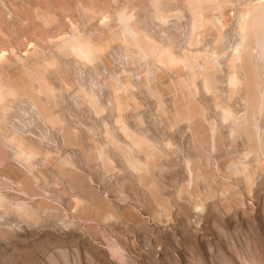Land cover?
<instances>
[{
    "label": "rangeland",
    "instance_id": "rangeland-1",
    "mask_svg": "<svg viewBox=\"0 0 264 264\" xmlns=\"http://www.w3.org/2000/svg\"><path fill=\"white\" fill-rule=\"evenodd\" d=\"M252 1L0 0V264H264Z\"/></svg>",
    "mask_w": 264,
    "mask_h": 264
},
{
    "label": "bare ground",
    "instance_id": "bare-ground-1",
    "mask_svg": "<svg viewBox=\"0 0 264 264\" xmlns=\"http://www.w3.org/2000/svg\"><path fill=\"white\" fill-rule=\"evenodd\" d=\"M251 1H252V0H251ZM257 1H258V0H257ZM262 1H264V0H262ZM249 2H250V1H249ZM254 2H256V1H252L251 4L254 5ZM262 4H263V3H262ZM257 6H258V3H257ZM257 6H256L255 9H256L257 11H259V10L257 9ZM254 7H255V6H254ZM258 8H259V6H258ZM262 8H264V6H261L260 11L263 10ZM255 9H254L253 11L257 12ZM257 13H258V12H257ZM262 13H263V11H262ZM258 14H259V13H258ZM260 14H261V13H260ZM255 15H256V14H255ZM256 16H257V15H256ZM260 16H261V15H260ZM252 17H253V16H252ZM256 18L259 19V16L256 17ZM250 19H251V18H250ZM253 19H254V18H253ZM252 21H253V20H252ZM259 22H260V21H259ZM253 23H254V22H253ZM256 23H257V22H256ZM256 23H255V24H256ZM255 24H254V25H255ZM257 24H258V23H257ZM257 24H256V25H257ZM259 26H260V23H259ZM259 26H258V27H259ZM262 31H263V30H262ZM262 33H263V32H262ZM261 42H262V41H260V43H261ZM241 45H242V44H241ZM240 51H241V50H240ZM240 51H238V52H240ZM238 52H237V56L240 54V53L238 54ZM234 55L236 56V54H234ZM237 56H236V58H237ZM233 58H235V57H232V59H233ZM237 59H238V58H237ZM16 138H17V137H16ZM23 138H24V135H23ZM17 139H18V138H17ZM19 140H20V139H19ZM21 140H22V139H21ZM23 142H24V140H23ZM20 144H21V143H20ZM25 147H26V146H25ZM26 148H27V147H26ZM262 148H263V146H262ZM262 150H263V149H262ZM28 151H29V150H28ZM29 152H30V151H29ZM25 159H27V158H25ZM104 159H106V158H104ZM128 164H129V163H128ZM130 166H132V165H130ZM8 167H9V166H8ZM9 168H10V167H9ZM132 168H133V167H132ZM133 169H135V167H134ZM8 170H9V169H8ZM11 171H12V170H11ZM11 171H10V172H11ZM12 173H13V172H12ZM25 202H26V201H25ZM13 207H14V206H13ZM16 208H17V207H16ZM21 208H22V207H21ZM21 208L18 207V209H21ZM7 209H8V208H7ZM14 209H15V208H14Z\"/></svg>",
    "mask_w": 264,
    "mask_h": 264
}]
</instances>
